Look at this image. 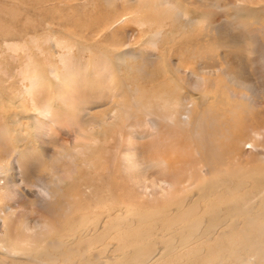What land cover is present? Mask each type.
I'll list each match as a JSON object with an SVG mask.
<instances>
[{"label":"rangeland","instance_id":"1","mask_svg":"<svg viewBox=\"0 0 264 264\" xmlns=\"http://www.w3.org/2000/svg\"><path fill=\"white\" fill-rule=\"evenodd\" d=\"M244 2L0 0V164L10 162L15 166L14 172L0 173V238L3 236L2 222L11 212L12 225L18 220L30 222L38 218L39 223L50 220L55 227L50 234L43 236L53 243V248L41 246L25 254L0 248V264H264L262 217L250 221L253 214L248 211L250 217L238 215L222 221V216L205 212L207 200L195 198L207 191L206 180L216 177L231 178L235 182L246 180L248 183L242 184L240 190L249 189L252 195L258 192L264 196L262 147L246 156L235 150L227 151L206 166V177L191 172L197 182L190 183L187 177L172 187L157 183L152 170L145 172L146 179L139 185L124 183L116 168L121 141L127 143L129 139L123 129L118 138L99 137L98 144L90 150V155L97 159L92 164H83L77 157L74 165L70 159L59 156L60 148L74 146L77 126H87L76 122L75 115L80 107L87 109L88 114L98 116L110 106L105 101L101 106L94 104L98 98L90 86L93 71L85 68L97 55L98 47L110 55L122 51L121 44L127 41L126 33L123 36L107 34L106 24L110 20L121 16L109 28L115 26V29L116 25L124 23L126 29H133L136 33L132 42L138 41L149 30H176L188 24L187 29L168 42L173 53L181 42L186 41V45L183 44L185 51L179 50L182 54L194 55L199 60L216 55L215 59L219 60L218 52L223 46L210 37L208 23L230 20ZM263 23L264 18L260 20V24ZM98 33L100 41H96ZM71 40L77 42L70 50L74 59L68 60L67 65L63 62L60 65L55 50L63 53V44ZM163 45L164 41L160 49ZM150 47V43L143 42L141 48L144 50L139 51V56L136 53L132 60L129 50L126 54L125 58L130 61L121 68L131 92L136 85L141 89L158 88L164 79L161 69L145 51ZM131 51H137V48ZM46 65L59 70L66 67L86 76L82 87L85 99L80 102L61 100L59 93L66 88L56 87L53 77L40 82L35 93L52 106V121L37 114L27 97L19 91L21 77L30 73L42 75ZM193 71L200 73L197 68ZM212 95L211 108L229 107L231 101L226 93L220 99L215 91ZM36 119L40 121L39 128ZM263 119L264 112H258L256 117H248L244 123L257 122L262 126ZM143 120L135 118L131 123L140 129L145 126ZM146 143L151 153L162 149L161 142L153 137L146 138ZM70 164H73L74 171L72 180L54 187L60 194L52 196L38 183L39 179L46 180L53 188L58 178L55 167ZM179 174L182 176L181 172ZM4 178L11 181L7 183ZM221 186L215 190L222 191ZM16 190L24 192V197L14 194ZM25 191L31 195H26ZM34 196L43 200L52 213L37 208ZM229 206L221 201L220 214L223 215ZM247 206L248 203L243 204L244 209ZM260 207L264 210V199ZM194 217H198V229L191 226ZM217 218L221 219L204 229L208 220ZM129 220V226L122 227ZM10 229L12 237L14 228ZM247 232L258 241L255 249L248 243H245L248 249L243 246L242 234Z\"/></svg>","mask_w":264,"mask_h":264},{"label":"bare ground","instance_id":"2","mask_svg":"<svg viewBox=\"0 0 264 264\" xmlns=\"http://www.w3.org/2000/svg\"><path fill=\"white\" fill-rule=\"evenodd\" d=\"M120 17L118 15L110 20L106 24L108 28L105 29L107 34L115 33L123 36L126 33L127 41L121 44L122 51L110 55L109 52L98 47L97 55L85 67L86 70L93 71V81L90 86H93L94 94L98 98V102L94 104L101 106L105 101L110 106L98 116L88 114L87 109L80 107L75 115L76 122L87 126H77L74 146L71 149L60 148L59 156L70 159L74 165L77 157L81 158L83 164H92L97 159L90 155V150L92 146L98 144L99 137L118 138L123 129L129 139L127 143L121 141L116 161V168L124 178L125 182H123L139 185L146 179L145 172L152 170L157 183L172 187L182 183L187 177L188 182H194L191 172L201 173L206 177V166L216 162L227 151L235 150L240 155L246 156L253 154L259 147L264 149V119L262 126L257 122L244 123L248 117H256L258 112H264V23L260 24V20L264 18V0H245L230 20L208 23L207 30L210 37H214L217 43L223 46L218 52L219 60L215 59L216 55H209L207 59L199 60L194 58V55L189 57L182 54L181 51H185L186 41L181 42L173 53V48L168 42L187 29L190 26L188 24L176 30L165 31L161 28L149 30L139 37L138 41L132 42L136 33L133 29H126L124 23L116 25L115 29V26L109 28ZM98 35L99 33L96 35V41H100ZM162 40L164 45L160 49ZM143 42L150 43L151 47L146 48L145 51L150 60L161 69L164 79L158 88L141 89L136 85L131 92L121 67L130 61L125 58L128 50L131 60L136 53L140 55L139 51L144 50L141 48ZM76 43L75 40L64 43L63 53L55 50L56 56L60 58L58 59L60 65L62 62L65 64L68 60L74 59L70 50ZM33 44L36 45V42L33 41ZM132 48H137V51L132 52ZM43 68L42 75L30 73L21 77L19 91L27 97L30 106L37 114L52 121L54 115L52 106L44 103L35 93L40 82L46 77H53L52 81L56 83V87H61V90L63 87L66 88L59 93L61 100L80 102L85 99L82 87L86 83V76L66 67L65 70L50 65ZM194 68L200 73L194 72ZM138 70L140 71V68ZM213 91L216 92L218 99L224 93L228 95L231 101L228 108L210 107ZM135 118L145 120L144 128L137 129L132 125L131 121ZM35 122L39 128L40 121L36 119ZM148 137L161 142L159 144L162 145V149L157 153H151L146 146ZM14 168L15 166L10 162L7 165L0 164V173L14 172ZM55 171L58 178L54 181L53 188H50L46 180H38L42 188L52 196L60 194L54 187L63 186L72 180L73 164L67 167H55ZM5 180L7 183L11 181L7 178H4ZM197 181L198 179L195 180ZM206 181H208L207 191L195 198L208 201L205 209L207 214H217L222 216V221H225L238 215L250 217L248 213L250 211L253 214L250 221L255 220L256 217L264 219V210L260 207L264 196L258 192L252 195L249 189L240 190L242 184L248 183L246 180L235 182L231 178L216 177ZM220 184L224 189L215 190ZM23 193L18 190L14 192L20 197H24ZM25 194L31 195L26 191ZM33 198L38 204L37 208L52 213L51 209L46 208L43 200L39 201L35 196ZM221 201L230 205L223 215L219 212ZM244 203L253 205L244 209ZM12 215L13 212L4 217L2 222L3 236L0 238V248L25 254L41 246L54 247L52 242H48L43 237L55 229L50 220L39 223L38 218L30 222L24 219L12 225ZM221 218L208 220L204 229ZM197 220L198 217H194L192 228L200 227ZM130 222L129 220L122 227H128ZM12 227L14 229L11 237L9 229ZM242 237L245 248L248 249L245 243H248L252 249L256 248L258 241L251 232L243 233ZM230 254L232 255L233 252L231 251Z\"/></svg>","mask_w":264,"mask_h":264}]
</instances>
